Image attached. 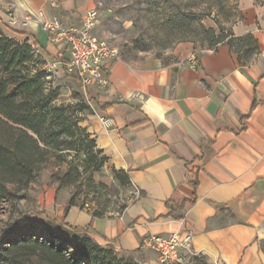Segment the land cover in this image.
<instances>
[{
  "label": "crops",
  "instance_id": "obj_1",
  "mask_svg": "<svg viewBox=\"0 0 264 264\" xmlns=\"http://www.w3.org/2000/svg\"><path fill=\"white\" fill-rule=\"evenodd\" d=\"M32 3L42 4L48 17L58 15L64 25H78L94 7V0ZM239 3L242 18L233 35L250 33L257 46L244 64L226 43L213 50L178 43L171 60L152 52L119 53L109 62L106 87L82 86L93 113L80 125L107 156L102 168L112 169L113 176L122 171L133 195L115 208L71 205L67 223L89 226L95 241L116 252L145 256L153 251L145 244L151 234L190 232V249L209 264H264V0ZM15 9L16 17L25 14L23 6ZM4 19L0 16L4 33L37 40L39 52L64 69L67 48L41 24L18 20L4 30ZM182 200V208L175 205ZM95 209L101 213L93 215Z\"/></svg>",
  "mask_w": 264,
  "mask_h": 264
},
{
  "label": "trees",
  "instance_id": "obj_2",
  "mask_svg": "<svg viewBox=\"0 0 264 264\" xmlns=\"http://www.w3.org/2000/svg\"><path fill=\"white\" fill-rule=\"evenodd\" d=\"M207 33L213 30L208 28ZM28 40L17 39L0 29V212L7 204L29 196L30 183L37 180L48 163L57 167L51 179L58 188L73 190L57 213L26 210L0 229V264H28L13 255L25 248H32V252L37 246L49 251L52 264H134L111 245L95 241L88 234L89 226H73L64 219L71 205L84 208L85 197L96 186L94 173L102 168L107 156L96 148L86 127L80 125L89 105L82 100L59 101V93L46 79L45 60L36 50L40 46L38 41ZM224 43L238 53L243 64L257 49L250 33L238 37L231 34ZM66 61L65 57L63 64ZM121 173L114 176L126 184L128 177ZM191 182L195 188L196 178ZM82 193L84 199L80 200ZM172 202L173 199L166 202L170 208ZM185 202L175 205L182 208ZM100 213L99 209L92 211L93 215ZM36 216L52 223V233L46 227L52 238L39 239L34 234L38 229L33 221ZM192 261L209 264L202 255L194 256Z\"/></svg>",
  "mask_w": 264,
  "mask_h": 264
},
{
  "label": "rangeland",
  "instance_id": "obj_3",
  "mask_svg": "<svg viewBox=\"0 0 264 264\" xmlns=\"http://www.w3.org/2000/svg\"><path fill=\"white\" fill-rule=\"evenodd\" d=\"M31 2L33 0H0V16L7 22L6 26L2 25L4 30L10 29L11 25L16 26L12 24V21L19 20L21 23L36 21L41 24L44 18H51L45 15L42 4L35 7ZM239 2L240 0H94L93 8L99 13V22L92 31L115 46L120 54L125 52L133 56L140 52H152L162 60H171L173 57L171 51L178 43H190L194 50L195 48L213 50L228 41L231 34L233 35L234 25L242 18ZM24 4L28 8H24ZM45 4L49 7L48 1ZM16 6H23L25 14L16 17L14 14ZM32 6L34 9L30 8ZM53 17L60 19L55 14ZM208 28H211L213 33H207ZM44 32L49 35V32L45 30ZM37 48V52L40 53ZM40 55L44 58L45 64L52 61L51 55L45 56L41 53ZM195 59V53H191L190 62L194 63ZM55 71L56 73L48 80L50 86L59 93V101L82 100L87 103L81 82L67 75L59 65H56ZM88 112L93 113L90 105ZM56 169L54 164L48 163L41 169L37 180L30 183L28 197L6 205V208L0 212V229L21 212L42 209L52 213L55 211L56 204L60 205V202L68 199V193L72 192L73 187L53 190L54 181L51 175ZM112 173L113 170L110 168L107 170L101 168L96 175L94 173L96 186L84 200L90 208L98 206V202L102 209L108 205H113L115 208L117 205L121 206L133 195L131 187L122 184V179L120 182ZM83 199L82 193L80 200ZM33 221L38 227L34 234L40 237L39 239L52 238V223L41 216L33 217ZM46 227L51 233L46 230ZM31 249L25 248L21 252H16L13 257L23 259L28 264H52L48 250L45 251L44 248L37 246L29 252ZM153 251L146 253L145 256L140 252L117 253L124 258H131L134 264H146L144 260L158 257ZM196 255L201 254L191 249H182L176 259L166 261V264H194L192 260ZM157 264H161L159 260Z\"/></svg>",
  "mask_w": 264,
  "mask_h": 264
},
{
  "label": "built area",
  "instance_id": "obj_4",
  "mask_svg": "<svg viewBox=\"0 0 264 264\" xmlns=\"http://www.w3.org/2000/svg\"><path fill=\"white\" fill-rule=\"evenodd\" d=\"M98 22L99 13L95 8L88 9L78 25H64L55 17L41 21L43 30L49 32L51 39L67 48L64 71L75 76L83 87H106L109 82V62L119 55L115 46L93 33L92 29ZM56 65V61H49L44 65L46 79L55 73ZM84 208L90 210V205L86 202ZM191 235L190 232L151 234L146 238L145 244L157 253L161 264H166V261L176 259L180 250L190 249Z\"/></svg>",
  "mask_w": 264,
  "mask_h": 264
}]
</instances>
